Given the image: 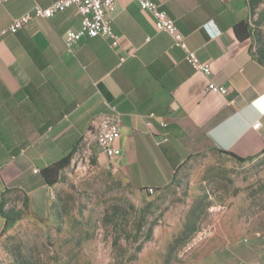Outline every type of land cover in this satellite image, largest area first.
<instances>
[{
	"label": "crops",
	"instance_id": "obj_1",
	"mask_svg": "<svg viewBox=\"0 0 264 264\" xmlns=\"http://www.w3.org/2000/svg\"><path fill=\"white\" fill-rule=\"evenodd\" d=\"M55 1L0 5V32L34 5ZM152 1L209 76L192 68L135 0H116L107 15L115 47L98 36L69 50L64 35L80 26L74 7L0 36V205L11 188L39 201L49 187L33 174L78 142L63 146L61 136L91 134L111 106L121 116V156L99 152V160L139 189L166 187L183 164L207 152L247 161L264 153V64L245 37L246 0ZM208 83L227 95L206 93ZM3 228L0 215V234Z\"/></svg>",
	"mask_w": 264,
	"mask_h": 264
},
{
	"label": "rangeland",
	"instance_id": "obj_2",
	"mask_svg": "<svg viewBox=\"0 0 264 264\" xmlns=\"http://www.w3.org/2000/svg\"><path fill=\"white\" fill-rule=\"evenodd\" d=\"M246 3L258 59L264 0ZM61 137L78 139L75 152L39 201L18 188L1 196L0 264H264V153L207 152L166 187L139 189L99 160L93 132Z\"/></svg>",
	"mask_w": 264,
	"mask_h": 264
},
{
	"label": "built area",
	"instance_id": "obj_3",
	"mask_svg": "<svg viewBox=\"0 0 264 264\" xmlns=\"http://www.w3.org/2000/svg\"><path fill=\"white\" fill-rule=\"evenodd\" d=\"M10 0H0V5ZM138 6L148 12L153 19L155 29L167 33L173 41V45L183 49L186 53L185 60L198 72L206 76L210 75L209 66L199 61L193 52L186 50L183 37L176 31L174 21L166 12L152 0H135ZM116 0H56L47 7L34 5L32 10L20 17L14 18L11 24L0 32V36L15 34L18 30L29 27L32 20L39 18H52L57 13H62L68 8L74 7L80 16V26L77 30H69L64 35L66 47L71 50L83 40L95 37L108 38L113 47L119 43L118 36L113 32L107 15L114 11ZM206 93L214 92L223 96L227 95V88L208 83ZM260 126L259 122L252 125L253 129ZM94 138L99 152L108 159L121 156V151L115 147V142L121 137V116L116 107L111 106L108 114L103 115L94 126ZM37 173L38 170H33Z\"/></svg>",
	"mask_w": 264,
	"mask_h": 264
},
{
	"label": "trees",
	"instance_id": "obj_4",
	"mask_svg": "<svg viewBox=\"0 0 264 264\" xmlns=\"http://www.w3.org/2000/svg\"><path fill=\"white\" fill-rule=\"evenodd\" d=\"M246 28H248V29H246ZM244 29L247 30V34H245V37H249L250 36V30H249L248 25H246V27ZM238 37L241 38L242 36L239 35V33H238ZM257 60L261 64H264V56L263 55H260ZM75 147H76V145H74L69 152L63 154V156L60 159H58L57 161L52 162L51 164L43 167L40 170V175H41V177H42V179H43V181H44V183L46 185L52 186V185H54L56 183L59 170H61L62 168L66 167L67 165L70 164L72 156H73V153L75 152ZM231 156L234 159H236L237 161H240V162L247 161V160H244V159L237 158V157H235L233 155H231ZM0 215L3 217L4 224H5V222H6L5 221V216L3 215L2 211H1V205H0Z\"/></svg>",
	"mask_w": 264,
	"mask_h": 264
}]
</instances>
